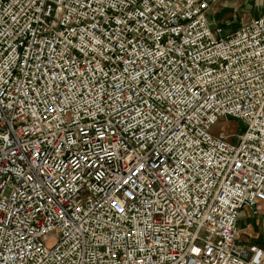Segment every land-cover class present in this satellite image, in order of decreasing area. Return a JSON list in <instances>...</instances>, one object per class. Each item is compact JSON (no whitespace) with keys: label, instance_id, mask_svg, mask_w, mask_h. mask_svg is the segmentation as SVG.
Returning <instances> with one entry per match:
<instances>
[{"label":"built area","instance_id":"2783aa9c","mask_svg":"<svg viewBox=\"0 0 264 264\" xmlns=\"http://www.w3.org/2000/svg\"><path fill=\"white\" fill-rule=\"evenodd\" d=\"M215 1L0 0V264H264V0Z\"/></svg>","mask_w":264,"mask_h":264},{"label":"rangeland","instance_id":"374dc122","mask_svg":"<svg viewBox=\"0 0 264 264\" xmlns=\"http://www.w3.org/2000/svg\"><path fill=\"white\" fill-rule=\"evenodd\" d=\"M262 0H217L207 11V19L212 31L215 32L217 26L222 27L221 36L236 30L243 26L250 19L258 15L262 10ZM218 37V35L216 34ZM229 119V120H227ZM221 119L213 128L215 134L221 133L228 139L236 141L237 135L245 130V124L241 120L227 118ZM264 213L256 215L262 219ZM246 218L239 219L240 226L244 225ZM252 223L254 220H251ZM255 225L256 222H254Z\"/></svg>","mask_w":264,"mask_h":264},{"label":"crops","instance_id":"0c3cea01","mask_svg":"<svg viewBox=\"0 0 264 264\" xmlns=\"http://www.w3.org/2000/svg\"><path fill=\"white\" fill-rule=\"evenodd\" d=\"M257 209L258 214H263L264 202L260 203ZM243 216L246 218V220L244 225L240 226L239 219H241ZM251 220H254L257 225H255L254 222L252 223ZM237 240L243 245L257 244L259 246H264V217L259 219L256 215H254L252 209H243L237 221Z\"/></svg>","mask_w":264,"mask_h":264}]
</instances>
